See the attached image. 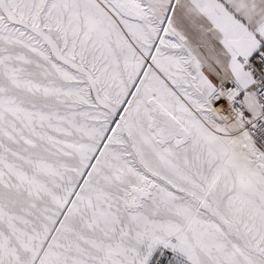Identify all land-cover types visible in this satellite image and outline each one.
Returning a JSON list of instances; mask_svg holds the SVG:
<instances>
[{
	"label": "snow or ice",
	"instance_id": "1",
	"mask_svg": "<svg viewBox=\"0 0 264 264\" xmlns=\"http://www.w3.org/2000/svg\"><path fill=\"white\" fill-rule=\"evenodd\" d=\"M0 264H264V0H0Z\"/></svg>",
	"mask_w": 264,
	"mask_h": 264
}]
</instances>
